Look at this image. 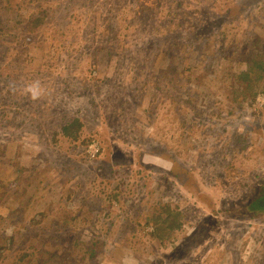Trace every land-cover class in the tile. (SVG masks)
I'll return each instance as SVG.
<instances>
[{
  "label": "rangeland",
  "instance_id": "obj_1",
  "mask_svg": "<svg viewBox=\"0 0 264 264\" xmlns=\"http://www.w3.org/2000/svg\"><path fill=\"white\" fill-rule=\"evenodd\" d=\"M43 1L46 5L59 6L61 9L58 18L53 21L54 26H51L54 28L57 25L61 35L51 37V32L48 31L43 37L41 36L46 37L49 43L57 44L59 49L58 56L52 59L51 65L46 72H42V75L36 73L35 70L32 73L26 71L22 67L24 59L17 58L22 49L26 54L31 51L27 48L31 47L32 41L26 42L21 37L18 38L16 35L18 31L20 32L19 28L12 30V34L0 32V113L8 117L7 119L0 116V151L12 141L4 137H16L13 139L16 144L11 156L0 152V184L3 187L0 190V217L3 220V222L0 220V236L2 239L10 233L8 231L3 235L2 231L11 226L14 220H16L15 226L20 222L28 226L27 221L31 216L42 211L47 214L45 222L50 224L42 223L41 226L44 230L50 231L60 221V210L63 207L69 209L68 213L71 214L78 208L75 204L64 206L61 201L65 196L62 195H60L61 200H58L56 205H52L57 200L54 196L55 191L63 187L62 181L65 179V187L75 189L82 184L79 177L84 172L81 171L76 179V172L67 167L66 176H60L58 166L62 165V156L66 157L70 154L68 145L64 140H60L53 146L50 137L44 140L48 135L44 132L45 128L52 134L56 131L53 128L56 127L61 116L65 114L68 116L77 110L79 115L89 110L86 114V131L105 132V135L112 137L113 142L119 147L129 149L137 134L156 137L160 123L156 121L155 124H148L144 121L145 117L137 112L133 115L135 121L130 119L125 124V119L129 117L128 110H130L127 106L133 103V98H136L142 106L152 104V100L157 98L154 104L159 119L164 114L159 133L164 143H160V146L167 152L181 153L186 166L191 167L203 183L204 190L216 199L226 195L233 200V197L229 195L230 184L227 183L226 178H223L227 160H232L240 173H248L251 170L264 172V137L249 131L257 124H264V113L249 114L245 106L243 113L235 110L233 115H228L227 106L218 107L219 110L225 108L218 112L217 109H209L208 102L202 104L195 102L194 104L200 108L198 111L206 115L209 132L201 134L193 132L189 135L192 127H179L178 118L172 113L175 110L174 106L178 107L180 103L178 98L173 100L168 98L173 92L172 87L164 89V93L159 90L158 94L156 93L158 96L154 98H151L148 93V89L153 87L155 82L156 86L158 82L165 84V79L168 78L166 63L164 64L161 60L163 50L158 48L157 39L169 34V30L173 27L171 21L177 22L176 20L184 19L187 11L193 7L197 9L205 7L212 11L207 15L202 14L209 18L204 22L216 21L217 15H220L224 23L232 24L231 27H233L235 22L234 19H230L229 12L225 11L224 0H153L156 7L152 9H147L146 4L141 0ZM28 7L33 8V6ZM262 23L264 24V17ZM180 28L178 26V32ZM252 28L251 26L249 29ZM189 29L191 26H187L183 31L181 46L174 52L175 58L170 61H173V64L175 60L182 63L191 60L192 45L187 40ZM249 29L245 22L236 30L230 28L229 37L233 39L231 43L236 45L241 41L242 45L247 44L249 38L245 37L244 32L247 31L249 34ZM198 53L196 58L201 59V52ZM17 63L21 66H15ZM195 63L199 64L198 61ZM235 65L231 62L227 67L225 62L223 67L228 69L224 75H209L208 78H201L198 92L208 91V93L215 94V104L217 95L220 96L221 90L219 89L226 84L224 81L227 78L232 80L230 73L236 69ZM154 75L159 78L157 79ZM95 77L101 81H91V78ZM179 84L190 95H185V97L192 99L194 91H190L189 88L186 90L190 84H187L186 80L181 77ZM156 86L155 92L157 91ZM91 99L94 105L91 104ZM261 101V97H255L251 108H259ZM137 109L134 106V111ZM181 111L186 113L187 108L183 107ZM21 113L28 114L29 119L19 128L15 123L21 119ZM211 115H214L215 122L210 123L207 120ZM83 118H85L84 115ZM34 125H40V127ZM222 127L226 129V132H223ZM247 127L250 129L248 130ZM234 134L243 135L245 140L250 139L249 142H245L247 148L243 154L230 149L231 145L235 144V139L232 137ZM57 138H61V135ZM208 141L209 144H207ZM196 147H199V150H194ZM11 162L15 167H9ZM72 163L74 162L69 164ZM212 163L222 166L218 179L211 178L210 174L213 173L210 165ZM48 169L50 170L47 171ZM214 174L216 176V172ZM248 175L240 174L241 180H247ZM151 179L142 181L141 190L139 188L131 191L135 187L132 185L133 180L129 181V186L121 188L122 202L123 204L127 202L128 208L122 217L124 215L129 217L132 220L131 226L118 231L121 221L114 220V222L115 217L111 212L113 217L107 222L110 223L112 230L118 231L117 235L120 233L122 235L121 239L117 235L112 238L111 233L106 235H109V239L111 238L110 243L113 246L119 245V240L123 242L112 253L100 252V264H137L154 261L155 255L161 252L158 243L139 228L143 225L148 206L156 204L161 199L163 203L160 205L168 201L173 207L177 206L182 211L191 207L192 202L188 199V195L174 184H170V178L169 182L162 180L156 182L153 178ZM254 189L258 191L259 187L255 184L251 192ZM233 192L240 194L241 190L235 188ZM138 194L139 201L135 204L130 203L131 198ZM258 194L259 192H256L255 197ZM7 204L20 210L11 211L8 215L6 213ZM100 205H104L103 199ZM50 206H53V213L48 212ZM99 208L101 209V206ZM190 209L189 212L194 211ZM105 212L106 210H103L99 213L104 215ZM259 216L264 219V211L259 212ZM88 223L92 224V222ZM262 225L264 227V223ZM96 228L97 226L92 224V229ZM230 228L219 231L216 236L218 242L212 248H208L205 244L193 249L192 259L187 260V264H235L239 260V252L231 255L229 250L242 238L237 239L233 228ZM20 229L23 230L22 227ZM185 231H190L188 226L184 227ZM24 232L26 234H21L20 239L28 241L27 244L42 245L43 238L35 242V239L27 235L28 231L24 230ZM245 235L246 233L242 234L243 237ZM176 237L177 234L171 240ZM220 240L222 242H219ZM250 242L252 243L253 240L249 238ZM260 248L264 249V246ZM260 248L255 259L259 258L261 264H264V251H260ZM225 249H228V252L225 253ZM195 256L197 260H193ZM232 260L235 262H231ZM7 262L10 263L11 259L8 258ZM26 264H33V262Z\"/></svg>",
  "mask_w": 264,
  "mask_h": 264
},
{
  "label": "trees",
  "instance_id": "obj_2",
  "mask_svg": "<svg viewBox=\"0 0 264 264\" xmlns=\"http://www.w3.org/2000/svg\"><path fill=\"white\" fill-rule=\"evenodd\" d=\"M141 1L146 4L147 9L156 7L153 0ZM223 4L226 7L225 11L230 14V19H234L235 26L231 27L232 24L224 23L219 17L220 15H217L216 21L204 22L209 18L203 15L209 14L212 10L205 9V7H202L203 9L193 7L187 11V16L184 19L176 20L177 22L171 21L173 27L169 30L168 35L157 39L158 48L163 50L161 60L164 64L166 63L168 78L165 79V84L158 82L159 84L156 86L155 82V85L148 89V93L151 98H154L158 96L159 90L164 93V89L169 86L172 87L173 92L168 98L170 100L178 98L180 101L178 107L174 106L175 110L172 113L178 118L179 127H192L189 135L193 132L196 134L209 132L206 115L198 111L200 108L194 104L195 102L201 104L208 102L209 109H217L218 112L225 109L219 110L218 107L227 106L229 108L226 109L228 115H233L235 110L243 113L246 107L249 114L264 113V107L251 108L254 104V98L259 94L264 95V24L262 23L264 0H224ZM28 6H33V8L30 9ZM60 13L59 6L46 5L43 0H0V32L12 34V30L19 28L20 32L18 31L16 36L21 37L26 42L32 41L31 47L27 48H30L31 51L26 54L22 49L17 57L24 59L22 67L29 73L35 70L36 73L42 75V72H46L51 65L52 59L58 56V45L51 44L46 41V37H42L48 31L51 32V37L61 35L57 25L54 28L51 27L54 26L53 21L58 18ZM244 22L248 29L253 27L251 30L249 29V34L247 31L244 32L245 37L249 38L248 43L242 45L240 41L235 45V43H231L233 39L229 37V30L230 28L236 30ZM178 26L181 27L179 32ZM187 26H191L187 35V40L192 45L191 60L186 63L175 60V64H173V61H170L175 58L174 52L181 46L183 31L186 30ZM34 41L35 44H33ZM39 52L40 56H38ZM198 52H201V59L196 58V54L199 55ZM22 54L25 56L22 57ZM194 59L199 64H196ZM225 62L227 67L231 62H234L236 69L230 73L232 80L227 78L224 81L226 84L219 89L221 92H219L220 96L215 97V105V94L208 93V91L198 92L197 89L200 88L201 78H208L209 75H224L228 69L223 67ZM15 66L19 67L21 64L17 63ZM154 77L159 78L155 75ZM180 77L186 80L187 84H190L186 90L189 88L190 91H194L192 99L185 97L188 95V91L185 92V89L180 86ZM91 81L101 80L95 77L91 78ZM195 82L197 84H194ZM128 90L130 89L128 88ZM132 100L133 103L127 106L130 110H128L129 117L125 119V124L130 119L134 122L135 116L133 115L138 112L140 116L145 117L144 121L148 124H155L156 121H159L160 125L157 127L156 135H158L156 137L137 134L129 149L119 147L113 142L112 137L105 135V132L86 131V114L89 110L84 111L82 115H79L77 110L68 116L67 114L61 116L56 127L53 128L56 131H53L52 134L46 128L44 129V132L48 134L44 138L45 141L50 137L53 146L60 140H64L68 145L70 154L66 157L62 156V165L58 166L60 176H66L67 167L76 172V179H78V174L81 171L84 172L79 177L82 184L75 189L65 187V179L62 181L63 187L55 191L54 196L57 200L52 205H56L58 200H61L60 195H62L65 196L61 201L64 206L75 204L78 208L71 214L68 213L70 212L69 209L63 207L60 210V221L50 231L44 230L41 226L42 223L50 224L45 222L47 214L42 211L31 216L27 221L28 226L22 222L15 226L16 220H14L11 226L2 231L3 235L8 231L10 233L6 234L3 239L0 236V263L100 264V252L112 253L123 242L119 240V245L113 246L110 243L111 238L109 239V235L106 234L111 233L110 236L115 238L118 231L131 226L132 220L125 215L122 217L128 208L127 202L126 204L122 202L121 188L129 186L130 180L134 181L132 185L135 186L131 191H136L139 188L141 190L142 181L147 179L153 178L156 182L161 180L169 182L170 178V184H174L188 195V199L192 202V208L189 209L194 211L189 212V209L182 211L177 206L173 207L168 201L164 205H160L163 203L161 199L156 204L149 205L143 225L139 228L158 243L161 252L159 255H155L154 261L137 264H187V260L192 259L191 252L193 249L205 244L208 248H212L218 242L216 236L219 231H225L230 227L233 228L237 239L242 238L238 244L229 250L231 255L234 252H239V260L237 262L232 260L231 262H235V264H255V262L261 264L259 258L255 259L257 255L252 256L251 254L259 252L260 246H264V227L262 225L264 219L259 216V212L264 211V172L251 170L248 173H240L237 171L234 162L227 160L223 178H226L227 183L230 184L229 195L233 197V200L226 195L220 199L212 197L204 190L203 183L193 169L186 166L181 153H170L160 146V143H164L160 139L162 135L159 134L164 114L159 119L154 104L157 98L152 100V104L145 106H142L136 98ZM90 102L94 105L92 99ZM134 106L138 108L137 111H134ZM183 107L187 108L186 113L181 111ZM0 116L8 119L4 113H0ZM20 116L21 119L15 123L19 128L29 119L28 114L21 113ZM90 118L92 117L90 116ZM213 118L214 115H211L207 120L210 123L215 122ZM34 126L40 127V125ZM221 129L226 132L224 127ZM247 129L250 128L247 127ZM249 131L264 137V124H257ZM59 135L61 138H57ZM9 137L11 136L4 138L12 139V141L0 151L6 153L7 156H11L16 144V141L13 140L16 137ZM232 137L235 139V144L231 145L230 149L238 154H243L247 148L245 142H249L250 139L245 140V137L239 134H234ZM93 140L99 142L100 151L96 158L88 160L86 150ZM194 150H199V147ZM71 162L74 163L69 164ZM9 167H15V165L11 162ZM210 167L213 173L210 174L211 178L218 179L222 166L212 163ZM240 174H249L247 180H241ZM237 176L239 177L237 178ZM255 184L259 189L258 191L254 189L251 192ZM2 188L0 184V190ZM235 188L241 190L240 194H234ZM256 192L259 194L255 197ZM138 196L139 194L134 195L130 203H137L139 201ZM102 199L104 205H100ZM52 207H49L48 212L52 211L53 213ZM124 207L126 208L125 211ZM120 208L123 209L120 210ZM19 210L17 207L12 208L10 204H7L6 213L8 215L11 211L17 212ZM103 210L106 212L101 215L99 212ZM96 211L98 213H95ZM111 212L115 217L113 221H121L118 231L112 230L110 223L107 222L109 218L113 217ZM0 220L3 222L1 217ZM88 222H92L97 228L92 229V224ZM186 226L190 229L189 232H184ZM21 227L23 230L20 229ZM24 230L28 231L27 235L29 234L31 239H35V242L43 238L42 245L27 244L28 241L20 239L21 234H26ZM243 233H246L244 237L242 236ZM176 234L177 237L171 240ZM121 235L120 233L117 237L121 239ZM248 237L251 241L253 240L252 243L250 242L251 245ZM167 250L169 251L165 252ZM262 250L264 251L260 248V251ZM226 252L228 249H225ZM8 258L11 259L10 263L7 262ZM193 260H197V257L195 256Z\"/></svg>",
  "mask_w": 264,
  "mask_h": 264
},
{
  "label": "built area",
  "instance_id": "obj_3",
  "mask_svg": "<svg viewBox=\"0 0 264 264\" xmlns=\"http://www.w3.org/2000/svg\"><path fill=\"white\" fill-rule=\"evenodd\" d=\"M259 97H261L262 101H261V105L259 108L264 107V95L263 94H259L257 95ZM99 153V145L96 142H93L87 149V155L89 159H94Z\"/></svg>",
  "mask_w": 264,
  "mask_h": 264
},
{
  "label": "clouds",
  "instance_id": "obj_4",
  "mask_svg": "<svg viewBox=\"0 0 264 264\" xmlns=\"http://www.w3.org/2000/svg\"><path fill=\"white\" fill-rule=\"evenodd\" d=\"M93 142H96V143L99 145V151H100V144H99V142L96 141V140L91 141V143L89 144V146H90ZM89 146H88V147H89ZM87 149H88V148H87ZM98 155H99V153H98ZM98 155H97V156H98ZM86 156H87V159H88V160H93V159H89V158H88L87 150H86ZM97 156H96V157H97ZM96 157H95V158H96ZM250 245H251V243H250ZM250 245H249V246H250ZM258 253H259V252H253L251 255L254 256V255H257Z\"/></svg>",
  "mask_w": 264,
  "mask_h": 264
}]
</instances>
